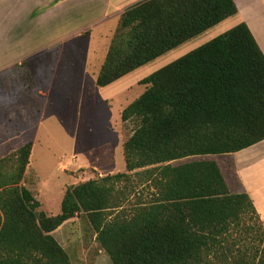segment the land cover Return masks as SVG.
Listing matches in <instances>:
<instances>
[{
	"label": "trees",
	"instance_id": "16d2710c",
	"mask_svg": "<svg viewBox=\"0 0 264 264\" xmlns=\"http://www.w3.org/2000/svg\"><path fill=\"white\" fill-rule=\"evenodd\" d=\"M236 13L232 0H145L127 8L96 86L112 84ZM140 83L146 90L121 112V121L134 125L122 154L126 171H137L152 188L150 201L124 214L114 185L127 175L116 174L67 189L60 212L48 216L21 185L27 143L12 167L0 161V264H71L52 233L81 213L112 264H264L262 222L246 194L229 192L217 163L170 165L264 140V56L247 26L236 25ZM247 235H257L259 247L237 250Z\"/></svg>",
	"mask_w": 264,
	"mask_h": 264
},
{
	"label": "rangeland",
	"instance_id": "374dc122",
	"mask_svg": "<svg viewBox=\"0 0 264 264\" xmlns=\"http://www.w3.org/2000/svg\"><path fill=\"white\" fill-rule=\"evenodd\" d=\"M80 1L75 5L61 2L64 5L45 19L42 16L45 9H34L33 20L28 15V6H18L21 30L18 28L16 38L6 40V48L8 54L14 52L21 62L0 72V161L12 167L17 151L31 143L21 185L38 201V211L48 216L60 212L67 189L126 174V178L115 183L114 197L120 198L122 212L130 214L136 204L150 201L153 191L137 171L129 173L125 169L122 147L134 125L122 122L121 112L146 90L140 83L142 79L222 35L220 32L233 27L231 21L235 18L100 88L95 84L96 75L118 28L119 15L105 16V0ZM79 11L86 17L80 18ZM82 32L86 35H81ZM55 45L61 52L57 67L50 60L55 54L39 57L41 64H36L34 70L41 77L38 84L29 75L32 62L28 59L32 57L25 58L29 53L45 52ZM202 160L216 159L192 157L170 165ZM251 225L260 236L259 225L255 221ZM257 235L243 236L244 242L241 240L237 250L258 248ZM52 236L66 251L71 264H112L82 213L59 227ZM219 254L217 250L210 261L217 263Z\"/></svg>",
	"mask_w": 264,
	"mask_h": 264
},
{
	"label": "crops",
	"instance_id": "0c3cea01",
	"mask_svg": "<svg viewBox=\"0 0 264 264\" xmlns=\"http://www.w3.org/2000/svg\"><path fill=\"white\" fill-rule=\"evenodd\" d=\"M93 1H97V0H93ZM102 1L103 0H100V2ZM105 1H106L105 4L107 6L105 16L118 14L120 18V14L124 12L127 8L139 2H143L145 0H105ZM232 1L234 2L237 8V13L231 17H228L227 19L223 20L222 22L218 23L217 25L213 26L208 30H211L215 27H220V25H222L223 23H227L229 19L235 18V20L231 21L232 26L235 27L240 23H244L249 29L252 37L254 38L257 46L259 47L261 53L264 56V0H232ZM26 2H30V3H26ZM38 2H42V4L39 5ZM50 2L52 3L51 6L49 5ZM61 2H68L75 5L80 3L81 1L80 0H0V72L10 67H13L14 65L21 62L20 60H17L15 58V55H13L14 52H10V54H8V50L6 48V40L8 38L9 39L16 38L18 34V28L19 30H21L20 23H18L20 19L19 11L21 9H19L18 6L20 5L28 6V8L30 9L28 15L32 20H33L34 9H38V8L45 9L46 11L42 15L45 19L46 16H49L55 10H59L61 8L60 6L64 5V3ZM36 3L38 5H33ZM108 7L111 9L109 13H108ZM79 17L80 18L86 17V15L85 13L79 11ZM233 27H228L222 32L223 33L227 32ZM208 30L182 43L181 45L197 39L201 35L205 34ZM222 32L220 33L223 34ZM83 34L86 35L85 32L81 33V35ZM41 52L38 51L36 53H29V55L25 58L28 59L32 57L31 59H28L31 60L32 62V69H30L29 71H30V75L33 77V79L37 80L38 84H40L39 78L41 77H39L38 73H36L37 71L35 72L34 70L36 64L37 65L41 64L40 63L41 59L39 57L43 56L41 57L42 59L47 57L43 55L45 52H48L47 54L49 55L51 53L55 54L52 55L53 57H50V60H52L54 66H56L61 54L58 45H55L52 48H48V50H45V52L44 51ZM102 64L100 65V68ZM207 157H213L216 159L215 162L217 163L220 172L225 180L227 188L231 194L243 193L249 197L264 227V140L247 149L241 150L236 153L219 155V156H207Z\"/></svg>",
	"mask_w": 264,
	"mask_h": 264
}]
</instances>
